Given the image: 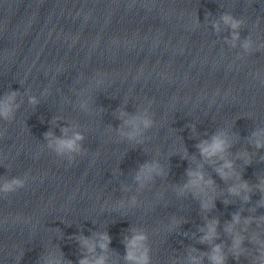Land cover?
Segmentation results:
<instances>
[{
	"label": "clouds",
	"instance_id": "1",
	"mask_svg": "<svg viewBox=\"0 0 264 264\" xmlns=\"http://www.w3.org/2000/svg\"><path fill=\"white\" fill-rule=\"evenodd\" d=\"M221 19L226 25H229L232 29H238L240 27L241 21L234 19L231 15L229 14H224ZM218 27V25H217ZM234 39L238 38V34H234ZM250 45L248 42L245 43L244 47L248 48ZM15 98V93H12L10 95H7L5 100L0 102V116H2L4 119H8L12 113H13V108H12V101ZM30 103L35 104L36 100L35 98L30 99ZM123 115V113H122ZM126 123H132L133 126H136V121L135 119L131 121H126ZM151 120L145 118L142 120V124L144 128H148L151 126ZM66 133V129L62 130ZM138 131V128H137ZM136 133H130L128 134L130 137L134 136ZM52 134L46 133L45 137L48 138ZM83 137L79 134L76 133L74 134L71 138H57L55 140V150L58 154H63L65 152H78L80 150L78 142L81 141ZM51 146V144H50ZM256 146L257 147H264V144L261 143L260 140L256 141ZM201 151V155L204 156L205 158H212L214 156L220 155L224 153L227 144L226 140L222 138L221 136H215L212 139L211 143L207 142H202L200 145H198ZM232 164L228 161L225 162L223 165V168L219 169L218 172L221 176V178H226L228 173L224 172V168L231 169ZM159 171V166L158 165H146L144 169L142 170L143 173L147 174L150 176L151 173ZM189 176L192 177L190 179L189 183L185 185V187H200L203 181V175L200 172H190ZM137 179H140L138 176ZM211 183V181L207 182ZM24 186V181L20 180L19 178H13L10 181H6L2 186H0V191L4 193H12L15 192L17 189L22 188ZM241 187H247V185H241ZM232 192L236 193L238 190L236 188L231 189ZM234 220L238 221L239 217L234 216ZM215 235V225H209V233L207 236H205L201 242L204 240H210L213 236ZM145 237L143 235H137L135 236L129 246V251L127 253V259L130 261H136L137 264H148V257L146 254H142L140 256H137L134 251L131 249H136L139 245L140 242L143 241ZM240 245V240L237 239L234 242L233 247L238 248ZM103 247V245H102ZM262 257H264V254H262ZM210 259L213 261V264H224V256L221 254V249L220 246H216L213 249V254L211 255ZM80 264H89V261L87 260H81ZM96 264H103V259H100L96 261Z\"/></svg>",
	"mask_w": 264,
	"mask_h": 264
}]
</instances>
